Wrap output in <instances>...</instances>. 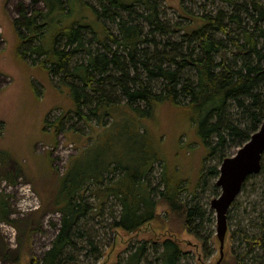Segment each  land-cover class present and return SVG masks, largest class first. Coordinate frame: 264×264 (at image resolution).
Returning a JSON list of instances; mask_svg holds the SVG:
<instances>
[{
  "label": "trees",
  "instance_id": "obj_1",
  "mask_svg": "<svg viewBox=\"0 0 264 264\" xmlns=\"http://www.w3.org/2000/svg\"><path fill=\"white\" fill-rule=\"evenodd\" d=\"M40 1L46 13L29 17L22 7L25 22H13L18 54L24 60L43 57L40 67L48 76L69 84L73 114L79 120L90 114V161L71 160L58 195L59 232L31 264H72L79 242L90 243V255L100 260L96 234L83 224L108 203L118 207L110 212L111 226L126 232L155 221L158 207H167L164 215L182 221L208 258L214 231L209 239L201 229L214 217L199 194L220 195L211 182L220 170L205 164L229 156L230 146L249 140L264 120V0H218L222 5L202 14L184 7L175 20L167 18L161 0H31ZM53 25L57 28L48 33ZM166 105L181 111L208 151L194 186L148 126ZM63 128L58 122L56 132ZM260 172L264 175L262 161ZM238 204L233 202L229 215ZM251 205L254 213L258 205ZM246 207L236 217L240 228L229 234L231 257L224 254L220 264H264V210L253 216ZM0 213L12 221L1 205ZM187 255L176 239H147L114 264H191Z\"/></svg>",
  "mask_w": 264,
  "mask_h": 264
},
{
  "label": "rangeland",
  "instance_id": "obj_2",
  "mask_svg": "<svg viewBox=\"0 0 264 264\" xmlns=\"http://www.w3.org/2000/svg\"><path fill=\"white\" fill-rule=\"evenodd\" d=\"M161 1L170 20L179 19L184 7L195 14H202L222 5L218 0L215 3L201 0L200 5L191 0ZM22 7L28 10L29 17L35 11H48L43 1L33 5L31 0H0V205L10 213L12 219L11 222L2 220L0 213V264H31L33 256L38 260L44 256L59 232L62 214L58 210V195L70 162L90 161V148H87L90 145V114L80 115V120L73 114L76 104L71 97L69 84L58 77L48 76L45 69L40 67L43 57L36 55L33 59L26 55L24 60L18 54L20 41L13 22H25L19 14ZM21 28V23H18L17 29L24 33ZM53 28L48 33L57 27L53 25ZM50 43L49 40L47 46ZM87 110L83 107L81 111L86 113ZM186 121L178 108L166 105L159 109L148 126L156 142L167 144L169 153L174 156L176 170L181 171L183 179L194 186L208 151L200 143L194 126ZM58 122H62L64 128L56 132ZM247 141L242 145L232 144L228 150L229 156L235 155ZM96 150L93 149V152ZM262 157L264 164V154ZM223 160L214 157L207 160L205 167L219 165L220 169ZM158 169L155 165L153 173L156 174ZM251 176L255 177L234 201H238L239 210L233 209L228 214L231 224L228 223L224 248L227 258L231 257L228 250L230 231L240 228L236 224L238 213L244 215L243 208L246 206L253 216L264 210V175L259 172ZM212 181L217 182V179L211 178ZM219 190L221 192L220 187ZM218 196L211 195L210 190L199 194L203 202H208L206 207L212 210L214 217L212 224H205L206 230L201 229L207 238L214 231L208 240L212 253L208 258L202 250L201 240L184 229L182 221L164 215L167 207H158L160 216L155 221L134 232H126L111 226L110 212L118 207L114 206L113 209L108 203L103 213L97 214L92 221L89 215L83 224L88 233L90 227L93 228L103 256L97 260L95 253L90 255V243L79 242L78 248L73 251L72 264H114L119 258L130 255L139 243L147 239L161 241L165 238L176 239L188 252L186 262L216 264L220 258V243L216 212L211 208V201ZM250 202L258 205L254 213H251ZM232 245L238 250V243L233 241Z\"/></svg>",
  "mask_w": 264,
  "mask_h": 264
},
{
  "label": "water",
  "instance_id": "obj_3",
  "mask_svg": "<svg viewBox=\"0 0 264 264\" xmlns=\"http://www.w3.org/2000/svg\"><path fill=\"white\" fill-rule=\"evenodd\" d=\"M264 154V120L259 129L233 156L226 157L217 178V186L221 192L211 201V208L216 212L217 237L220 242V258L224 259V246L228 233V212L233 202L241 193L247 178L261 171V161Z\"/></svg>",
  "mask_w": 264,
  "mask_h": 264
},
{
  "label": "flooded vegetation",
  "instance_id": "obj_4",
  "mask_svg": "<svg viewBox=\"0 0 264 264\" xmlns=\"http://www.w3.org/2000/svg\"><path fill=\"white\" fill-rule=\"evenodd\" d=\"M248 179V178H247ZM244 186V185H243ZM243 189V188H242Z\"/></svg>",
  "mask_w": 264,
  "mask_h": 264
}]
</instances>
